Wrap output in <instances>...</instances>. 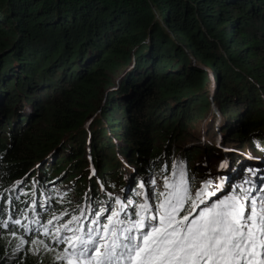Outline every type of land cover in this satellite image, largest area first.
Masks as SVG:
<instances>
[{
    "label": "trees",
    "instance_id": "obj_1",
    "mask_svg": "<svg viewBox=\"0 0 264 264\" xmlns=\"http://www.w3.org/2000/svg\"><path fill=\"white\" fill-rule=\"evenodd\" d=\"M113 70L125 74L107 92L105 122L98 120L90 131L101 181L118 175V165L128 161L142 175L160 171L164 185L155 195L165 191L178 163L170 134L186 126L180 117L188 110L203 119L212 104L218 118V125L211 119L212 129L221 128L240 146L264 142V0H0V110L8 120L0 122L5 133L0 136V264H56L38 256L32 241L55 248L50 236L75 214L70 195L87 184L80 177L87 165L81 156L89 136L84 124ZM212 78L218 82V106L211 97ZM31 102L41 111L32 123L22 114ZM120 113L126 114L122 120ZM103 123L116 125L105 130ZM112 132L126 138L120 148ZM219 136L221 143H232ZM154 137L168 142L145 159L143 147L150 149ZM62 149L66 154L57 160ZM191 154L189 149L183 156ZM138 186L127 193L137 203L129 210L132 220L143 203ZM91 198L88 221L98 212L92 193ZM16 219L21 225L12 222ZM49 219L46 236L43 225ZM104 223L105 214L94 225ZM66 232L62 228L61 234Z\"/></svg>",
    "mask_w": 264,
    "mask_h": 264
},
{
    "label": "snow or ice",
    "instance_id": "obj_2",
    "mask_svg": "<svg viewBox=\"0 0 264 264\" xmlns=\"http://www.w3.org/2000/svg\"><path fill=\"white\" fill-rule=\"evenodd\" d=\"M179 177L175 183L165 181V191L156 197L159 203L155 213L145 198L137 206V219L126 222L114 210L107 216V223L88 232L72 229L70 225L80 220L72 216L55 230L60 233L63 228L73 233L54 237L67 245L56 259L65 264H264V198L249 199L245 189L242 194L209 204L205 197L216 195L206 191L211 181L192 193L183 171ZM115 203L123 208L119 199ZM102 214L97 212L91 223L98 224ZM12 222L22 223L19 219ZM2 223L8 227L6 221ZM52 223L49 219L43 225L44 235L49 234L48 225ZM21 243L25 241L21 239ZM32 243L50 250L42 240Z\"/></svg>",
    "mask_w": 264,
    "mask_h": 264
},
{
    "label": "rangeland",
    "instance_id": "obj_3",
    "mask_svg": "<svg viewBox=\"0 0 264 264\" xmlns=\"http://www.w3.org/2000/svg\"><path fill=\"white\" fill-rule=\"evenodd\" d=\"M155 9V8H154ZM156 12L158 11L157 9H155ZM159 14V13H158ZM173 36V39L175 40V36L172 33L171 34ZM147 41V40H146ZM131 53L133 54L136 50H137V46H133V47H129ZM187 52L190 54V56H192V61L195 60L194 55L187 49ZM196 61V60H195ZM197 62V61H196ZM200 65H202L201 63H199ZM198 65V64H196ZM125 74V70L121 73L119 70H113V71H108L106 77L108 79V81H105V84L102 86V89H100L99 91V97L96 98L94 104H95V109L93 110L92 113H88L87 119H86V123L84 124L85 129L88 132V137L86 138V146H85V151L84 154H82L81 156L85 159H87V165L84 166L83 170H81L82 172L85 171L82 175H80L81 178H83L85 176V178L87 179V184L86 187L79 192V189H75V192L73 191V193L70 195V197H72L71 200L72 202L75 203V214L74 216H78L80 217L79 222H81V228H85L86 232H88L89 229L92 228H97L98 227L94 224L91 223V221H88V217L89 215L92 214L91 211V202L93 201V199L91 198V193L95 195V199H96V204L98 205V209L99 211H102V207H104L107 203L110 204L111 206V210L108 213V215L111 214V211H122V208L117 205L114 201H116L117 199H119L122 204L123 207L125 208L124 212L126 211V207H129L130 204H134L136 205L137 203H133L131 197L129 195H127L128 192L132 191V189H134V186L139 184L138 188L139 191L141 190H146L147 193L145 195H141V201L145 202V198L147 200V203H149L151 205V211L153 213L156 212L157 210V205L159 203V201L157 200V195H155L158 191V188L160 186L164 185V177L160 175V171L156 170V168L152 169L151 172H147L145 175L139 174L136 169H135V164L132 162H126L123 161L124 164L122 165H118L120 166V169L117 170L118 175H112L111 177H107L106 179H102L103 181H101L100 176H99V170H98V166L96 165V161H94L92 155H91V136H90V131L92 129V125L93 123L98 122V120L103 119L102 117V108L105 104L106 101V95L108 91H112L114 90L117 85L120 83L122 76ZM211 77L212 74L210 75ZM210 87H211V97L212 95L214 96V101L215 100V95L216 98L218 100V90H217V85L218 82L216 80H214V78H212V83L210 82ZM210 92V93H211ZM216 93V94H215ZM212 101V100H211ZM210 101V102H211ZM200 101H197L195 104L199 103ZM214 104H216L218 106V103L220 102H213ZM193 107V112H197L194 111V106ZM24 112H22V114H26V120H30V123H32L34 120L37 119L38 114L41 112L36 111L34 109V106L32 105V102L28 105H24ZM183 108V105H178L177 106V111L180 112ZM92 111V110H89ZM192 110H188V113L183 114V116L180 117V122L185 123L186 126H182L179 128V130H177V134H170L171 138H170V143L171 145H173L174 151H175V155L176 158L178 160V163H176V167H175V172L172 175V179L175 182L179 181V173L181 171H183L185 173V178L188 182V180H190V182L188 183L189 186V190L192 193H195L196 191H198L200 188H202L204 186L205 183H207L208 181H211V183L209 184V189L207 188V192L211 193V191L213 190H218V192H220V195L211 198L210 201H208V197H205L206 203H212L215 202L217 199H222L225 196H231L234 194H242L244 192L245 189L248 190V195H249V199L251 198H256L257 201H259L261 198H264V183L260 182L258 183L255 188H253V184H255V181H260V177L264 174V169L261 167V165H252L254 167H256V170L253 172L252 169L249 168V174H247V172H245V167H240V176L237 179H234L232 177V172L229 169H225L223 171H216V169H220L222 167V164L224 162V159L227 156H230L232 158H237L238 160L242 159V156H240V154H236V156L233 155H225L223 152L221 153L217 148L216 145L218 146H222L224 151H229V148L231 149H238L241 151H250V153L253 152V154L255 156L258 157H264L262 156L264 154V142L263 144L254 142V147L252 146H243V145H239L236 144L234 142H237L236 140H232L230 135L223 133L222 129H218L216 131V129H212V126L215 125V122L217 123L218 118L215 117V113H216V106H214L212 104L211 109L204 114V118L201 119V115L199 114V116H197L196 118L194 117L195 115H191ZM150 113V111H149ZM212 113V114H210ZM127 115L130 114L129 112L126 113ZM126 114H122L120 113L117 116L121 117V120L124 118V116ZM4 112L3 110H0V122L3 123L5 125V123L8 121L7 119H4ZM188 116L191 117L189 118V122H185L186 119H188ZM23 117V119L25 118ZM194 117V119H193ZM22 119V120H23ZM211 119L214 120V123H210ZM32 120V122H31ZM173 120V119H172ZM224 121V120H223ZM222 121V123H223ZM103 122H105V120L103 119ZM179 122V123H180ZM104 124V128L106 129H114V126L116 124H112L110 123L109 125H106V123ZM118 124V123H117ZM178 125V124H177ZM218 125V123H217ZM216 126V125H215ZM40 127H44L46 130H48L47 125L44 123H41ZM83 127V126H82ZM26 126H25V130H26ZM212 129V138H210L208 131ZM78 130H82V128L78 129ZM175 130V127L172 129V131ZM234 132V130H232ZM78 133V132H75ZM4 132L0 131V136H4ZM114 137V146L115 148H120L121 145H124L125 142V137L122 136L121 132H118L117 134L115 132L111 133ZM220 134H222L223 139L227 140V141H231L232 143L224 144V142H220L221 137L219 136ZM110 135V134H109ZM174 135L175 141L176 143H174L172 141V136ZM116 138V139H115ZM120 138V139H119ZM254 140H257V137L253 136L252 137ZM60 140V139H59ZM64 141V140H61ZM68 141V140H66ZM167 141H161V139H158V137H154V139H152V143H151V148L150 149H146V147H143V156L145 159H149V157H151L153 155V153H155L154 148H156L157 146H162L165 147ZM241 143H248L247 141L245 142L244 140L240 141ZM90 143V145H89ZM169 143V144H170ZM249 145V144H248ZM208 146V148H207ZM191 149L192 154L189 157H184L183 155L187 154V151ZM162 150V149H161ZM54 151V150H53ZM52 151V152H53ZM51 152V153H52ZM49 153L47 155L46 158H48L50 156ZM117 153V152H116ZM66 154L65 149L58 150L57 151V160L60 159L63 155ZM222 155V156H221ZM130 157H127V159H129ZM49 160H52V158H49ZM240 163V161L238 162ZM237 163V169L238 166H242L244 165V161L241 162L240 164ZM243 163V164H242ZM48 164V163H47ZM209 165V166H208ZM206 166H208L209 168H211L212 170H214L215 174H210L209 172H207L205 170ZM122 167V168H121ZM116 170V168H115ZM123 174V176H122ZM127 174V176L125 175ZM189 174H191V176H189ZM137 176V181L136 183L133 182V177ZM256 177L258 179H256ZM114 178L117 179V183H114ZM66 179V178H65ZM260 179V180H259ZM217 180V183H216ZM93 181V183H92ZM60 183L57 182L55 184ZM14 185V184H13ZM66 185V184H64ZM63 185V186H64ZM141 185H143V187H141ZM56 185H52V187L55 188ZM59 187V186H58ZM76 187V186H75ZM74 187V188H75ZM47 189H50V187H48ZM52 189V190H54ZM103 194H102V192ZM162 191V190H160ZM112 192H115V196L116 198H109V202H107V198L106 195H111ZM160 193V192H159ZM102 195L104 196L105 200L102 198ZM115 199V200H114ZM132 200V201H131ZM99 202V204H98ZM127 203V204H125ZM105 204V205H104ZM118 206V209H117ZM187 207V205L185 206ZM200 207H204V205H200ZM200 209L197 208L196 211L198 212ZM139 211V210H138ZM137 212V211H136ZM81 213H83V215H81ZM184 213L181 212L180 215H183ZM106 215V218L107 216ZM71 220V219H70ZM127 220H129L128 216H127ZM57 223V221H56ZM68 222H65V224ZM77 223H72L70 225V227L72 229H74L75 225ZM78 226V224H77ZM100 228V227H99ZM62 231V228H61ZM72 232H66L64 234L57 233L54 236H50L53 242V245L56 246L55 248H47L50 250H46L42 245H34V249L35 252L38 254V256H40L41 258H53L56 260V264H65L64 261H60L57 260L56 257L58 254H60L62 252V250L67 246L63 243H58L56 239H54L55 236H60L61 238L63 236H68V235H72ZM22 244V243H21ZM20 245V244H19Z\"/></svg>",
    "mask_w": 264,
    "mask_h": 264
},
{
    "label": "bare ground",
    "instance_id": "obj_4",
    "mask_svg": "<svg viewBox=\"0 0 264 264\" xmlns=\"http://www.w3.org/2000/svg\"><path fill=\"white\" fill-rule=\"evenodd\" d=\"M204 68V67H203ZM216 148L222 153H224L225 155H233V156H236V154H240V156H242V159L241 160H243L244 161V165H242V166H238V169H237V163H238V161H237V158H232V157H230V156H227L225 159H224V162H223V164H222V167L220 168V169H216V171H223V170H225V169H229L230 168V170H231V172H232V177L234 178V179H237V178H239V176H240V167H245V172H247V174H249V168L250 169H252L253 170V172L256 170V167H254V166H252V165H256V166H258V165H261V167L264 169V157H258V156H255L254 154H253V152L252 153H250V151H241V150H238V149H231V148H229V151H224L223 150V147L222 146H218V145H216ZM222 156V155H221ZM262 156H264V154L262 155ZM238 164H240V163H238ZM243 164V163H242ZM209 166V165H208ZM208 166H206V168H205V170L207 171V172H209L210 174L212 173V174H215L214 173V170H212L211 168H209ZM126 176H127V174H125ZM256 179H258L257 177H256ZM261 179V180H260ZM260 181H255L254 183L255 184H253V188H255V186L258 184V183H260V182H263L264 183V174L260 177ZM52 182H54V183H57V182H59V181H57V180H53ZM216 183H217V180H216ZM208 189H209V187H208ZM101 192H102V190H101ZM212 192H215L216 193V195L215 196H210V197H208V201H210L211 200V198H213V197H216V196H218V195H220V192H218V190H213V191H211V193ZM147 193V191L144 189V190H140L139 191V188H137V190H136V194L141 198V195H145ZM102 194H103V192H102ZM115 192H112V194L110 195H106V198L108 199L107 200V202H109V198H116V196H115ZM102 198L105 200V198H104V196L102 195ZM99 203V202H98ZM105 205V204H104ZM110 204L109 203H107L104 207H102V211H99V209H98V212H102L103 214L102 215H107L109 212H110V206H109ZM135 205L134 204H130V206L127 208V210L124 212V210H125V208L123 209L122 208V211L120 212V216H119V218L121 219V220H125L126 222H127V216H128V214H129V210H135V207H134ZM105 209H107V211H104ZM133 214V216L135 215L134 213H132Z\"/></svg>",
    "mask_w": 264,
    "mask_h": 264
}]
</instances>
